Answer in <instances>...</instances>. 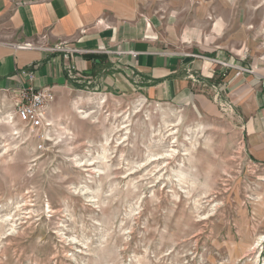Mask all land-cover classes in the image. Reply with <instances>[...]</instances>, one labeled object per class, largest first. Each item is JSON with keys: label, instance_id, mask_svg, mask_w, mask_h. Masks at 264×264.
<instances>
[{"label": "rangeland", "instance_id": "374dc122", "mask_svg": "<svg viewBox=\"0 0 264 264\" xmlns=\"http://www.w3.org/2000/svg\"><path fill=\"white\" fill-rule=\"evenodd\" d=\"M47 118L40 143L0 94V264H264V166L237 120L85 84Z\"/></svg>", "mask_w": 264, "mask_h": 264}, {"label": "crops", "instance_id": "0c3cea01", "mask_svg": "<svg viewBox=\"0 0 264 264\" xmlns=\"http://www.w3.org/2000/svg\"><path fill=\"white\" fill-rule=\"evenodd\" d=\"M59 45L88 53L69 60L48 50ZM80 84L169 104L192 119L229 116L249 158L264 166L258 0H0V94L15 106L23 87L55 97Z\"/></svg>", "mask_w": 264, "mask_h": 264}, {"label": "built area", "instance_id": "2783aa9c", "mask_svg": "<svg viewBox=\"0 0 264 264\" xmlns=\"http://www.w3.org/2000/svg\"><path fill=\"white\" fill-rule=\"evenodd\" d=\"M47 1V0H34ZM31 48V45H27ZM53 53L63 54L66 59H71L74 55H82L88 52L68 48L65 45H59L54 48L48 49ZM196 58L208 59L203 55H196ZM213 63L220 65L224 69H237L238 75L240 74H253L254 72L250 69L243 67H236L230 63L219 61L217 59H209ZM73 70L76 67H72ZM54 94L50 88L35 89L33 86L23 87L18 91L17 101L15 103V111L18 120L22 123L25 128L29 129L40 141V143H46L49 141L47 136V129H50L51 123H49L47 118V109L50 103L54 101ZM43 147V145H40Z\"/></svg>", "mask_w": 264, "mask_h": 264}, {"label": "bare ground", "instance_id": "6f19581e", "mask_svg": "<svg viewBox=\"0 0 264 264\" xmlns=\"http://www.w3.org/2000/svg\"><path fill=\"white\" fill-rule=\"evenodd\" d=\"M14 117V116H13ZM13 117H12V115L10 114V115H8L7 117H5V121H4V123H6V124H8L9 126H13V124H14V119H13ZM83 118H84V116H83ZM51 126H52V124H51ZM9 128V127H8ZM11 129V128H10ZM13 134V136H16V135H18V132L17 131H15L14 129H13V132H12ZM86 166L87 167H90V166H92L91 164L89 165V163L87 162L86 163ZM262 239V238H261ZM260 239V240H261ZM260 242V241H259Z\"/></svg>", "mask_w": 264, "mask_h": 264}]
</instances>
